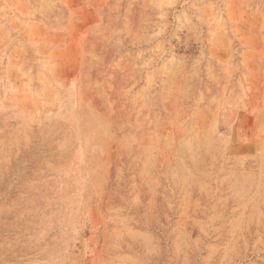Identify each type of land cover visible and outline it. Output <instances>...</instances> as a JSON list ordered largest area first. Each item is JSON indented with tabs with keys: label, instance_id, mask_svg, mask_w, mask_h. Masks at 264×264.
<instances>
[{
	"label": "rangeland",
	"instance_id": "374dc122",
	"mask_svg": "<svg viewBox=\"0 0 264 264\" xmlns=\"http://www.w3.org/2000/svg\"><path fill=\"white\" fill-rule=\"evenodd\" d=\"M0 264H264V0H0Z\"/></svg>",
	"mask_w": 264,
	"mask_h": 264
}]
</instances>
